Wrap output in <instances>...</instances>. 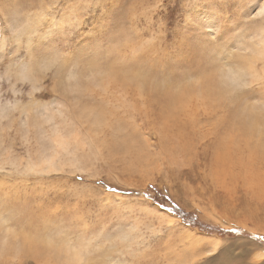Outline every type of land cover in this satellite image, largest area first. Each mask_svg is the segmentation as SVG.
Segmentation results:
<instances>
[{"label":"rangeland","instance_id":"374dc122","mask_svg":"<svg viewBox=\"0 0 264 264\" xmlns=\"http://www.w3.org/2000/svg\"><path fill=\"white\" fill-rule=\"evenodd\" d=\"M263 2L18 5V37L30 45L19 55L53 54L24 66V78L43 88L42 77L56 68L62 80L45 105L54 114L39 125L0 107V244L19 245L20 233L34 237V229L43 252L39 260L6 254L0 264L263 262L264 98H251L264 85ZM11 6L0 0V13ZM0 32H9L3 16ZM250 55L256 59L248 71ZM207 81L224 98L194 93ZM176 95L185 110L178 115ZM253 112L260 114L255 131L244 132L237 114L248 121ZM55 127L67 140L56 148L57 169L28 170V161L53 152ZM125 138L129 149L119 145ZM210 238L218 250L204 247ZM68 248L82 258L67 263Z\"/></svg>","mask_w":264,"mask_h":264},{"label":"clouds","instance_id":"9594fccd","mask_svg":"<svg viewBox=\"0 0 264 264\" xmlns=\"http://www.w3.org/2000/svg\"><path fill=\"white\" fill-rule=\"evenodd\" d=\"M27 0H12V6L7 13H0L8 23L9 32H0V107L6 115L12 119L30 120L39 125L42 121L54 114L45 107L49 101L57 98L61 91L60 81L62 72L54 68L46 76L42 77L43 88L33 86L24 78L22 68L31 63L35 66L41 60L49 56L37 57L31 54L20 56V48H29L27 42L22 43L18 37L17 29L23 22L17 23L15 14L18 5H24ZM15 44L16 51L8 54V47ZM27 45V46H26ZM55 54V53H54ZM70 54L65 52V60L69 62Z\"/></svg>","mask_w":264,"mask_h":264},{"label":"bare ground","instance_id":"6f19581e","mask_svg":"<svg viewBox=\"0 0 264 264\" xmlns=\"http://www.w3.org/2000/svg\"><path fill=\"white\" fill-rule=\"evenodd\" d=\"M262 10H264V2L261 5L258 13H260ZM254 59H256V58H254L252 55L247 57L245 64L247 66L248 71H251L252 67H254L252 65V63L255 61ZM228 72H230V71L228 70ZM226 75H228L232 78L231 73H227ZM235 76H237V75H235ZM251 79H253V78H251ZM123 80H124V78H123ZM119 81H121V79ZM119 84L124 85L122 82H119ZM135 87L138 91H142L144 84L138 83ZM189 91H191V89H189ZM197 92H200V94H197V96L199 98H203V99L213 97L217 100H220V99L224 98V96H225L224 90L221 87H219V85L217 83L208 82V81L204 84V87L202 88V90L196 89L194 91V93H197ZM186 96H187V98H189V97H193L194 94L191 92H186V95L184 97H186ZM171 99H172L171 109H173L177 115H178V113H182L185 111V110L183 111L184 108L182 109V107H181V99L182 98H180L178 95H176L174 98H171ZM176 101H178L179 104H174ZM216 104H219V103H216ZM186 112H187V110H186ZM90 114H92V112ZM169 114H172L171 111L169 112ZM237 116L239 118V123L241 124L244 132L246 131V129H248L249 131H255V127L258 124L259 116H260V114H258V112H255V113L253 112V114L250 115V118L248 119V121H241V119H242L241 114H237ZM47 120H49V117L47 118ZM262 120H261V122H262ZM93 123H94V128L98 127L100 125V121L95 120V119H93ZM51 140H53L55 143V147L53 149V152L52 153L42 152V155L40 154L37 156L36 161H31V160L28 161L27 166H26L28 170H33V171L36 170L37 172H40V171L48 172V171H53V170L57 169V166L55 164L56 163L55 157L57 156L58 152L56 151V148H59V147L63 148L65 146L67 140L65 138L61 137V131L57 127H55V129L53 130V135L51 136ZM119 145L120 146L124 145L126 147V149H129L131 147V142L128 141L127 138H125L124 140H122L121 144H119ZM261 155L264 158V152L261 153ZM239 161H241V160H239ZM0 167H1V162H0ZM1 221H3V217L1 216V213H0V222ZM32 230L30 231V233H32L33 235H36L34 237H31V236L27 237V236H25V234L23 232L20 233V241H21L22 247H21V244L19 243V245H18L17 242L13 243V244H8V245L2 243V247L0 244V257H4V256H6V254H11L14 257H20L23 255V256H25V258H28L31 256L34 260H36V259L39 260L40 259L39 257H41V255L43 254L42 248H40L38 246L39 242H41V238H39V236H38L39 233L35 232L34 229H32ZM4 231H5V233H7L8 228L4 227ZM44 241H45V239H44ZM45 242H47V241H45ZM68 250H69V252L71 251V253L69 255L68 260L66 259L67 263L78 261L82 258V253L79 250H75L72 248H68ZM22 252H24V253H22ZM11 258H13V257H11ZM11 264H13V263H11ZM260 264H262V262Z\"/></svg>","mask_w":264,"mask_h":264},{"label":"snow or ice","instance_id":"6c2138e0","mask_svg":"<svg viewBox=\"0 0 264 264\" xmlns=\"http://www.w3.org/2000/svg\"><path fill=\"white\" fill-rule=\"evenodd\" d=\"M257 96L264 98V85H261L260 88L258 90L253 89L252 93H251V98H256ZM123 211L130 213V214H136L137 213V209L135 207H130L127 205L123 206ZM204 247L206 249H212V248H217V244L214 240V238H210L207 241H204ZM218 250V248H217ZM201 264H203V262H201ZM262 264H264V262H262Z\"/></svg>","mask_w":264,"mask_h":264}]
</instances>
